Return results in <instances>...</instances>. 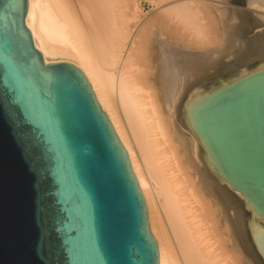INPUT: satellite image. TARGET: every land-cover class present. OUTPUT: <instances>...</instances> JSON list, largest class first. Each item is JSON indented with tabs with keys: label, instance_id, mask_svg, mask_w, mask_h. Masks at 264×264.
I'll list each match as a JSON object with an SVG mask.
<instances>
[{
	"label": "bare ground",
	"instance_id": "1",
	"mask_svg": "<svg viewBox=\"0 0 264 264\" xmlns=\"http://www.w3.org/2000/svg\"><path fill=\"white\" fill-rule=\"evenodd\" d=\"M144 1L161 7L27 0L24 23L45 64L81 69L127 155L158 264H264V219L191 123L201 99L264 70V0Z\"/></svg>",
	"mask_w": 264,
	"mask_h": 264
},
{
	"label": "water",
	"instance_id": "2",
	"mask_svg": "<svg viewBox=\"0 0 264 264\" xmlns=\"http://www.w3.org/2000/svg\"><path fill=\"white\" fill-rule=\"evenodd\" d=\"M0 0V264H158L127 155L80 68L45 64ZM218 174L264 219V70L191 111Z\"/></svg>",
	"mask_w": 264,
	"mask_h": 264
},
{
	"label": "rangeland",
	"instance_id": "3",
	"mask_svg": "<svg viewBox=\"0 0 264 264\" xmlns=\"http://www.w3.org/2000/svg\"><path fill=\"white\" fill-rule=\"evenodd\" d=\"M138 3L140 5V7H141V13L143 14V17L150 16L153 9L158 10L161 7V5H159V6H157V7L152 9L149 6V4L146 1H144V0H138ZM141 13H140V15H142Z\"/></svg>",
	"mask_w": 264,
	"mask_h": 264
}]
</instances>
